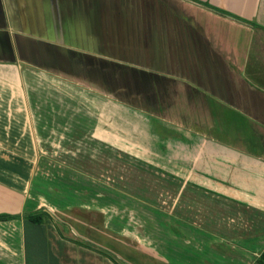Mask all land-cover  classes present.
<instances>
[{"label": "crops", "instance_id": "crops-1", "mask_svg": "<svg viewBox=\"0 0 264 264\" xmlns=\"http://www.w3.org/2000/svg\"><path fill=\"white\" fill-rule=\"evenodd\" d=\"M73 88L107 89L133 110L111 128L130 127L134 162L207 195L178 210L197 240L174 264H264V0H0V93L31 120L0 113V125L65 127ZM18 234L22 264H84L45 225ZM145 249L144 264H168Z\"/></svg>", "mask_w": 264, "mask_h": 264}, {"label": "rangeland", "instance_id": "rangeland-1", "mask_svg": "<svg viewBox=\"0 0 264 264\" xmlns=\"http://www.w3.org/2000/svg\"><path fill=\"white\" fill-rule=\"evenodd\" d=\"M44 79L45 87L59 85V78ZM26 84L29 82L25 81ZM98 89V93L89 90L85 94L73 88L71 109L66 100L56 99L54 103L68 107L66 112L70 109L71 114L69 124L55 125L58 130L54 132L31 123L0 125V213L18 215L44 208L58 225L48 222L46 228L59 237L58 228L68 238L65 241L73 248L69 255L76 263L114 264L74 240L106 250L121 264H144L145 248L163 256L168 264L192 258L195 254L192 240H197L192 237L194 226L189 218H180L177 213L184 207L186 214L189 206L186 202L194 196H200L202 204L207 195H198V190L188 185L181 190L177 182L181 179H174L171 173L166 176L150 173L151 167L145 162H134L133 158H138L128 155L133 152L127 139L130 127L115 123L120 135L111 128L113 112L115 117L119 113L127 119L129 115L133 117V110L117 103L119 100H114L107 89L104 92ZM26 95L32 103L40 105L41 99ZM47 95L53 99L51 94L43 96ZM114 95L127 102L126 93ZM8 97L11 101L5 99ZM19 108L21 112H16ZM11 110L15 115L9 114ZM0 113L9 117L18 113L21 119H30L27 105L19 102L11 91L0 93ZM102 118V124H97ZM179 195L184 206L175 203ZM21 223L19 218L0 220V264H22L17 243ZM79 250L86 254H80Z\"/></svg>", "mask_w": 264, "mask_h": 264}, {"label": "trees", "instance_id": "trees-1", "mask_svg": "<svg viewBox=\"0 0 264 264\" xmlns=\"http://www.w3.org/2000/svg\"><path fill=\"white\" fill-rule=\"evenodd\" d=\"M17 218L21 219L25 225H32L35 228L36 227L42 228L48 222L58 226L57 223H55V221L53 220L51 214L47 210H45L44 208L24 211L18 215H10L7 213H0V220L17 219ZM56 230H57V233L61 239H64V240L67 239L68 240V238H66L58 228ZM74 243L78 244L79 246H82L84 248H88L92 251L97 252L98 254L102 255L103 257L108 258L114 264H121V263L116 262V259L113 257L112 254H110L106 250L96 248L93 244H91L89 242H82L80 240H74ZM262 258H264V252L262 254Z\"/></svg>", "mask_w": 264, "mask_h": 264}]
</instances>
